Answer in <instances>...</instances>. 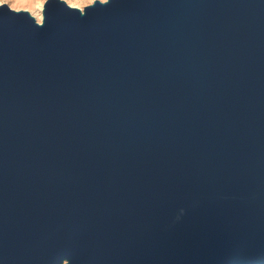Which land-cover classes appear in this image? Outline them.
<instances>
[{"label":"water","instance_id":"water-1","mask_svg":"<svg viewBox=\"0 0 264 264\" xmlns=\"http://www.w3.org/2000/svg\"><path fill=\"white\" fill-rule=\"evenodd\" d=\"M0 5V264L264 262V0Z\"/></svg>","mask_w":264,"mask_h":264},{"label":"rangeland","instance_id":"rangeland-1","mask_svg":"<svg viewBox=\"0 0 264 264\" xmlns=\"http://www.w3.org/2000/svg\"><path fill=\"white\" fill-rule=\"evenodd\" d=\"M60 1H62L64 4H67L69 6L71 5V8L75 9V11L78 12L79 16H85L87 10L92 6L94 2L105 1V0H60ZM46 2L47 0H0V5L7 4L8 7L13 11L27 13V15L32 18V21L35 25H40L41 23H43L45 19V17H43L44 11L42 9V5H44ZM40 16H42V18ZM66 261L67 260L64 259L60 264H69V262Z\"/></svg>","mask_w":264,"mask_h":264},{"label":"bare ground","instance_id":"bare-ground-1","mask_svg":"<svg viewBox=\"0 0 264 264\" xmlns=\"http://www.w3.org/2000/svg\"><path fill=\"white\" fill-rule=\"evenodd\" d=\"M56 1H58L59 3H61V4H64L62 1H60V0H56ZM113 1H115V0H105V1H96V2H94L92 5L94 6V8L95 7H101V8H106L108 5H110ZM48 2V1H47ZM46 2V3H47ZM42 5V4H41ZM66 7H68V8H71V5L69 6V5H67V4H64ZM92 6V7H93ZM41 7V6H40ZM39 7V8H40ZM42 9H43V11L45 10V12H46V4H44V5H42ZM71 9H73V8H71ZM42 16H43V14H42ZM42 16H40L41 18H42ZM46 16V14L44 13V16L43 17H45ZM30 17V16H29ZM31 18V17H30ZM43 21V20H42ZM46 23H45V21H43V23H41L39 26H42V25H45ZM66 262H69V261H66ZM239 264H253V263H246V261L245 260H242ZM254 264H264V262H258V263H254Z\"/></svg>","mask_w":264,"mask_h":264}]
</instances>
